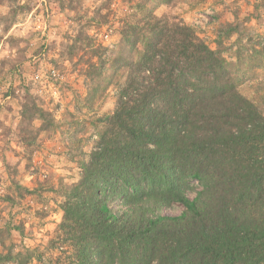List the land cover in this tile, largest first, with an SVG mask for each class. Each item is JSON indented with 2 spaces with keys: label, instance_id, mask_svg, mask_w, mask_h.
<instances>
[{
  "label": "trees",
  "instance_id": "1",
  "mask_svg": "<svg viewBox=\"0 0 264 264\" xmlns=\"http://www.w3.org/2000/svg\"><path fill=\"white\" fill-rule=\"evenodd\" d=\"M137 19L120 31L135 56L115 60L114 111L66 194L72 254L53 264H264L262 113L190 27ZM148 203L184 210L153 217Z\"/></svg>",
  "mask_w": 264,
  "mask_h": 264
},
{
  "label": "rangeland",
  "instance_id": "2",
  "mask_svg": "<svg viewBox=\"0 0 264 264\" xmlns=\"http://www.w3.org/2000/svg\"><path fill=\"white\" fill-rule=\"evenodd\" d=\"M148 13L218 51L264 117V0H0V264L71 256L61 231L66 194L125 81L115 60H134L122 26ZM147 206L153 217L184 210ZM109 207L124 212L119 201Z\"/></svg>",
  "mask_w": 264,
  "mask_h": 264
}]
</instances>
